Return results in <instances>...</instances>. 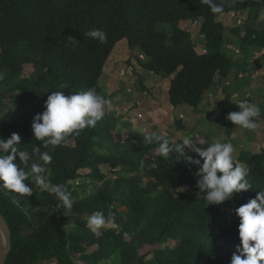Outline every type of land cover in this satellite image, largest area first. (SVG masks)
Returning <instances> with one entry per match:
<instances>
[{"label": "trees", "instance_id": "obj_1", "mask_svg": "<svg viewBox=\"0 0 264 264\" xmlns=\"http://www.w3.org/2000/svg\"><path fill=\"white\" fill-rule=\"evenodd\" d=\"M245 11L244 23L231 32L241 38L248 57L264 48V27L255 23L264 3L237 0L233 5L226 0L223 14ZM219 16L199 0H0V135L19 133V148L29 156L37 145L48 151L34 139L31 126L34 116L45 110L49 92L70 95L94 87L111 99L99 81L124 39L143 68L171 78L172 105L198 107L213 84H226L237 63L235 45L226 38L227 24ZM164 24L173 27L167 30ZM193 24L199 26L205 49L194 42ZM92 29H103L106 42L88 37ZM254 60L264 66L260 57ZM136 73L146 89L143 73ZM225 93L212 114L238 111L236 104L245 100ZM122 118L107 109L94 128L68 135L51 151L46 174L72 193L71 211L57 210L56 197L39 194L34 186L30 197L0 191V209L12 235L6 264L52 259L58 264H229L240 243L239 219L231 209L264 189V148L235 156L251 168L248 180L254 190L208 205L203 195H196L197 166L175 151L164 158L156 152L158 143L144 141L148 132ZM178 124L184 127V121ZM181 137L169 140L175 143ZM103 165L110 167L108 173ZM95 211L114 216L115 226L101 229L100 236L85 227ZM171 239L178 243L164 246Z\"/></svg>", "mask_w": 264, "mask_h": 264}, {"label": "clouds", "instance_id": "obj_2", "mask_svg": "<svg viewBox=\"0 0 264 264\" xmlns=\"http://www.w3.org/2000/svg\"><path fill=\"white\" fill-rule=\"evenodd\" d=\"M236 2L231 0L233 5ZM258 2L264 3V0ZM199 3L207 5L214 16H219L224 13L226 0H199ZM86 35L100 43L107 40V33L103 29L89 30ZM49 93L44 102L45 110L34 116L31 126L34 139L48 151H41V146L37 145L29 156L19 148L22 139L19 133L13 132L8 138L0 135V191L30 197L35 188L39 194L46 192L54 195L60 202L57 210L63 209L67 213L73 208L72 193L65 184L49 181L45 166L53 161L50 153L68 135H79L86 128H94L104 118L112 101L99 94L94 87L70 95L59 90ZM236 106L238 111L229 112L225 119L240 128L256 130L259 126L257 119L261 116L260 107L247 99ZM144 141L158 143L156 152L164 158L175 151L179 154L178 158L184 157L188 165L197 166L194 173L195 187L198 189L196 195L199 198L203 195L208 205H221L232 201L237 194L254 190L248 180L251 168L236 162L234 146L227 137L209 142L190 134L174 143L163 132L153 131L145 136ZM185 149L195 153L198 158L188 155ZM140 167H144L143 161ZM231 211L239 219L237 232L240 243L236 245L229 264H264V189L255 190L254 198L238 207L233 206ZM109 224L115 226L111 213L105 216L104 212L95 211L87 218L85 227L100 236L101 229ZM3 241L4 233L0 232V243Z\"/></svg>", "mask_w": 264, "mask_h": 264}, {"label": "rangeland", "instance_id": "obj_3", "mask_svg": "<svg viewBox=\"0 0 264 264\" xmlns=\"http://www.w3.org/2000/svg\"><path fill=\"white\" fill-rule=\"evenodd\" d=\"M246 15V11L238 14L226 13L220 15L218 18L227 24L226 38L232 40L231 46L232 44L235 45L233 57L237 60V63L239 59L243 60L246 55L240 47L241 38L233 35L231 29L243 24ZM255 23L258 27H264V11L261 12L260 19ZM191 26L194 29L196 28L193 37L195 44L199 49H205L204 42L202 41L204 38L198 30L199 26L197 27L194 24ZM161 27H167V30H170L173 26L164 24ZM240 36L242 35L240 34ZM255 50L250 57L248 56L249 58L246 57L248 59L244 60L245 62L241 61V63L244 62L240 69H238L241 72L234 70L229 76L227 84L224 82H219L221 86L217 82V85L213 84L204 95L207 97L204 98L206 104H200L198 107L187 104L183 106L172 105L168 100V89L171 78L162 77L143 68L135 56L134 50L129 47L126 39L117 43L104 68V73L99 83L111 96L112 104L108 108V111L116 116L122 115V120L131 122L135 128L146 131L149 134L153 131H161L167 135L168 139L172 135L180 137L191 134L198 135L200 138L211 142L220 137H227L228 141L234 146L233 155L237 157L243 151L254 152L264 148V66L258 67L254 60L255 56H264V48L260 51H258L259 48ZM139 55L145 61L149 59L141 52H139ZM128 61L130 62L128 63ZM136 72L143 73L146 81V89L138 81ZM251 72H255L257 79L261 81L262 88L257 93H253L250 88H246L245 86L249 81V77L252 75ZM243 79L244 81L242 83L244 85L241 86V89L239 91L237 89L234 90L233 88L237 86V83H240ZM226 85H228V89H226ZM222 86L225 87V90ZM226 90L231 92L234 100L251 98L253 103H256L260 107L261 116L257 119L259 126L256 130L250 131L240 128L230 121H227L224 114H212L213 106L218 101L224 99ZM209 97H214V100ZM179 120L184 121L183 128L178 124ZM203 147H207V145H203ZM102 170L108 173L110 167L103 165ZM83 218L79 217V220ZM177 243V240L171 239L164 246L174 247ZM39 264H58V262L56 259H52L44 260Z\"/></svg>", "mask_w": 264, "mask_h": 264}, {"label": "water", "instance_id": "obj_4", "mask_svg": "<svg viewBox=\"0 0 264 264\" xmlns=\"http://www.w3.org/2000/svg\"><path fill=\"white\" fill-rule=\"evenodd\" d=\"M0 232L4 233V241L0 243V264H6L12 249V235L9 223L0 209Z\"/></svg>", "mask_w": 264, "mask_h": 264}, {"label": "crops", "instance_id": "obj_5", "mask_svg": "<svg viewBox=\"0 0 264 264\" xmlns=\"http://www.w3.org/2000/svg\"><path fill=\"white\" fill-rule=\"evenodd\" d=\"M261 49H259L258 51H260ZM257 51V52H258ZM246 57L247 56H245L244 57V59L243 60H241V59H239V64L237 63V66H236V68L234 69L235 71H239V72H241L240 70H238V69H240V67L243 65V63L245 62L244 60H247L246 59ZM260 59L263 61V63H264V56L262 55V56H260ZM241 61H244L243 63H241L240 64V62ZM251 77H249V81H248V83L245 85L246 86V88H250L252 91H253V93H257L258 92V90H260L261 88H262V86H261V81L259 80V79H257V77H256V73L255 72H251ZM263 74H264V72H263ZM245 78H247V77H245ZM242 81H244V79L243 80H241L240 81V83H237V86H235L233 89L235 90V89H237L238 91H239V89H241V86H243L244 84L242 83ZM226 83H227V81H226ZM221 86V85H220ZM222 88H225V87H223L222 86ZM263 89H264V86H263ZM213 96V95H212ZM205 98H207V97H205ZM209 98H211V99H213L214 97H209ZM214 100V99H213ZM206 103H205V99H204V101L201 103V105H205ZM181 106H183V105H181ZM204 107H207V106H204ZM209 111H211V109H209ZM234 154V153H233Z\"/></svg>", "mask_w": 264, "mask_h": 264}]
</instances>
